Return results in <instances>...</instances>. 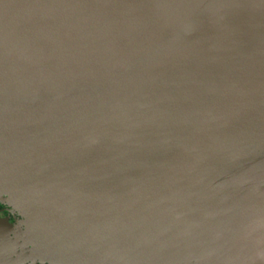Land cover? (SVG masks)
Segmentation results:
<instances>
[{
  "label": "water",
  "instance_id": "1",
  "mask_svg": "<svg viewBox=\"0 0 264 264\" xmlns=\"http://www.w3.org/2000/svg\"><path fill=\"white\" fill-rule=\"evenodd\" d=\"M3 197L42 264H264V0H0Z\"/></svg>",
  "mask_w": 264,
  "mask_h": 264
},
{
  "label": "flooded vegetation",
  "instance_id": "2",
  "mask_svg": "<svg viewBox=\"0 0 264 264\" xmlns=\"http://www.w3.org/2000/svg\"><path fill=\"white\" fill-rule=\"evenodd\" d=\"M21 217L20 213L14 211L13 207L0 202V248H5L6 246L7 251L10 249V240L19 239L20 245L18 247L21 252L19 255L11 253L0 254V264H42L35 255L27 253L24 227L20 229L21 223L19 220ZM21 240H25V243Z\"/></svg>",
  "mask_w": 264,
  "mask_h": 264
},
{
  "label": "rangeland",
  "instance_id": "3",
  "mask_svg": "<svg viewBox=\"0 0 264 264\" xmlns=\"http://www.w3.org/2000/svg\"><path fill=\"white\" fill-rule=\"evenodd\" d=\"M3 203L8 204V201L6 200L5 197H3ZM14 211L16 210L14 209ZM16 212L19 213L18 211ZM19 221L21 222L20 229H23V227H25L26 219L24 218V216H22ZM104 236H105L104 233H100L99 235H96V237L98 238V241L101 244H103L102 239L105 240ZM76 246L83 247L80 244ZM96 247L97 245L94 247L95 251L89 250L90 255H87L85 254V252H82V251L77 252L74 246L65 245L62 247V250H61L62 255L59 257H63L62 260L64 264H97L100 261H102L103 264H114L112 263L111 260H107L108 254H107L106 248H102L98 250ZM164 250H165V244L160 243L158 245V251L163 252ZM180 262H181V259H177L175 264H180ZM187 264H190V263L188 262Z\"/></svg>",
  "mask_w": 264,
  "mask_h": 264
}]
</instances>
